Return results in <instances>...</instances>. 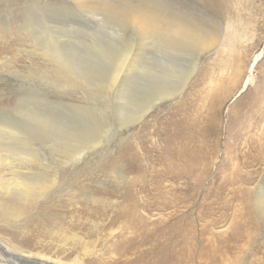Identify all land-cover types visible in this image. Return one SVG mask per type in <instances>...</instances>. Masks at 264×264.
Segmentation results:
<instances>
[{
	"label": "rangeland",
	"instance_id": "rangeland-1",
	"mask_svg": "<svg viewBox=\"0 0 264 264\" xmlns=\"http://www.w3.org/2000/svg\"><path fill=\"white\" fill-rule=\"evenodd\" d=\"M87 1L0 0V25L9 21L6 32L3 31L6 37L0 39V118L21 131L19 136L0 138V142L6 144L5 147L0 145V155L10 154L9 151L29 152L45 158L51 153H60L59 148L67 144L82 149L84 160L89 164L99 163L101 166L126 142L147 133L141 127L146 123L150 130L147 136L152 143L156 142L159 135L153 130L164 128L166 124L162 122L165 117L184 104L187 110H179L178 116L185 114L187 117L181 116L192 133L186 131L187 124H184V138L193 137V142L192 138L190 142L185 139L178 141L183 145L186 143V146L192 144L194 153L200 151L204 142L209 155L206 156L208 165L194 191L199 208L203 204L211 211L210 217L203 218V221L214 220L209 230L215 234L216 240L236 234L235 223L256 219L258 224L257 230L244 227L242 232L246 236L238 244L246 245L240 249H234L233 245L230 253L225 252L228 260L223 264L260 263L264 257V198L260 205L255 203V198L259 193L264 196V189L257 188L258 184L264 185V154L257 162L244 160L241 152L245 148L239 151L233 146L264 143V0H110L112 5L123 10L124 7L150 4L164 17L218 34L216 42L203 51L184 38H181V43L172 41L174 37L165 39L162 32L151 35L154 38L150 35L144 37L123 23L119 13L107 15L84 8L83 3ZM14 6L15 16L7 18L5 7ZM25 20H29L28 25H25ZM50 25L54 27L47 28ZM242 35L252 39L250 46H245L249 42L241 41ZM127 49L138 52L137 63L130 72L120 74L113 88H108L115 56ZM14 72L18 73L17 79ZM189 73L191 75L180 93L162 98L144 118L131 123L143 103L151 104L158 91L173 90ZM211 102L215 120L209 124L204 121L212 114L208 111ZM204 126L208 132L202 141L200 135ZM22 136H25L23 140ZM235 154L238 155L233 161L240 163V169L251 173V176H245L246 180L233 186L227 184L220 196L227 205L204 196L209 187L224 184L223 175L228 173L230 162L228 158ZM148 162L150 166H158V161ZM3 164L0 162V185L13 187L12 175ZM58 164L66 167L59 161ZM90 168L98 171L99 167L90 165ZM118 169L124 175L133 174ZM32 172L31 176L35 177L41 173ZM46 172L42 176H55L56 184L44 191L40 203L43 200L45 203H57V200L67 198L63 175L55 169ZM197 173L195 170L193 174ZM195 180L189 176L185 186ZM166 181L173 183L168 178ZM236 186L249 191L244 201V189L235 191ZM7 193L4 195L0 190V201L7 196H15L17 192L11 188ZM105 196L107 194H98V197ZM243 202L246 203L244 208ZM186 204L185 196L181 204L154 212L166 214L174 209L180 218L189 211ZM63 210L48 214V217L42 216V221L36 218L38 214L29 212L28 216L37 219L36 224L28 225L27 210L17 217L1 220L0 243L8 246L7 237L10 236L7 232L14 230L19 234L13 237L17 238L14 243L25 250L31 249L61 260L50 261L53 264L73 260L79 264H147L145 259L148 258L141 253L148 252L147 249L152 251L153 242L132 247L127 242L118 241L119 234L129 235L121 224L102 229L95 237L84 234L89 225H85L83 230L69 232L66 229L69 225L65 224L69 217ZM55 226L60 227L57 233H54ZM31 229L34 230L32 234ZM135 229V238L139 241L140 229ZM230 230L231 233L228 232ZM26 231L29 239L22 236Z\"/></svg>",
	"mask_w": 264,
	"mask_h": 264
},
{
	"label": "bare ground",
	"instance_id": "bare-ground-1",
	"mask_svg": "<svg viewBox=\"0 0 264 264\" xmlns=\"http://www.w3.org/2000/svg\"><path fill=\"white\" fill-rule=\"evenodd\" d=\"M76 2L80 3V0H76ZM112 4L110 0H89L83 3V5H85L84 8L98 10L100 14L101 12L107 13V15L110 13H119L120 20L123 23L129 24L132 29L134 28L138 34H142L144 37L147 35L149 37V35L151 36L157 33L160 34V32H162L163 34L161 35L165 36V39L167 36L170 38L174 37L172 41L178 40V42L181 43L183 42L181 38H184L183 40L190 41L196 48L202 51L211 47L218 38V34L210 33L199 27H192L176 22L169 17L162 16L154 7H151L150 4L135 7L127 5L126 7L129 6V8L124 7V10L118 9ZM14 9L15 6L14 8L5 7L7 18L15 16ZM50 9L52 8L50 7ZM22 13L26 15L27 11L26 13ZM25 22V25H28L29 20H25ZM8 23L9 21H6L5 25H0V39L6 37L3 31L6 32V24ZM52 27L54 26L50 25L47 28L50 29ZM244 36L245 35H242L241 41L245 43L249 42L245 44V46H250V41H252V39L244 38ZM130 48L131 47H129V49ZM132 50L133 49H127V51L122 54L118 53V57L115 56L114 68L111 72L108 88H113L115 84L118 83V77L121 76L120 74H122V72H130L136 65V55H138V52ZM138 51H140V49ZM252 67L253 64L250 68ZM13 75L16 78L18 73L14 72ZM66 75L68 76V74ZM190 75L191 73L183 77L180 84L173 88V90L170 88L168 90L158 91L152 99L151 104L143 103L141 109L132 118L131 123H135L144 118L155 104L163 100L162 98L172 97L180 93ZM124 76H126V74ZM209 105L210 108L208 111L212 114L210 117L208 116V119L204 122L210 124L211 121L215 120V111L212 102ZM186 108V105H180L170 113L169 117H165L162 122L166 124L164 128L160 131L153 130L159 135L156 142L152 143L150 137L147 136L150 130H148L149 124L146 123L141 127L143 131L147 130V133L139 135L137 140L126 142L118 149L116 155L101 166L99 163L89 164L84 160V151L82 149L67 144L65 145L66 147L59 148L60 153H51V156L45 158H40L37 154L29 152L11 153L9 151L8 153L10 154L0 155V162L4 163L3 165H5L10 175H12L11 180L14 183L13 187L0 185L1 193L7 195V190L11 188L15 189L17 192L15 196H11L13 198L7 196L0 201V221L17 217L23 210H27L25 216L28 225L29 223L36 224L35 221L37 219L40 221L44 220L42 216L48 217V214H53L59 209H64V213L69 217L67 222H65V224L67 223L69 225L66 227L69 232H73L76 229L83 230L85 225H89L87 232L84 234L89 237H95L99 234L100 230L109 229L116 224H121L122 228L126 229L125 232L129 235L125 236L124 233L119 234L117 237L118 241L127 242L132 247L134 245L141 246L142 244L153 242L154 245L151 247L152 251L147 249L148 252L141 253V256L148 258L145 259L147 264H223L228 260V254L225 255V252L230 253L233 245H235L234 249H240V247L246 245H239L246 236V234L242 232L244 227L255 228L257 230L258 224L256 219V221L248 219L245 222L235 223V227H233L237 230V233L235 232L236 234L226 235L224 239L220 236L221 240H216L215 234L213 235V233L210 232L211 230H209L214 220L203 221V218L208 219L210 217L211 211L203 207V204L199 208V203L195 201L197 195L194 194V191L195 188L199 186V182L197 181L202 178L200 175L204 173L208 162L206 156L209 157V155L204 142L199 149L200 151L194 153L192 144L186 146V143L183 145L179 143L181 141H178V139H185L187 142H190L192 138L193 142V137L184 138L186 136L183 132L184 128H186L184 124L187 123L181 117L183 115L178 116L179 110L183 112ZM189 116H191V114ZM183 117L185 119L187 118L185 114ZM187 128L186 131L192 133L188 124ZM201 129L203 134L200 135V138H202L203 141L204 136L207 137L206 132H208V128L204 126ZM139 132H141V128ZM19 135H21L20 130L14 129L0 118V138ZM24 137L25 136H22L21 139L23 140ZM149 143L151 144L149 145ZM0 145L2 147L6 146V144L2 142H0ZM236 145V147L233 146L236 150L241 151L240 149L245 148L241 152L244 160L252 159L257 162L259 156L264 154V143L261 142L247 144L244 145V147H239L238 144ZM203 152L207 154L204 155ZM237 155L238 154H235L233 157L229 156L228 158L230 162H228V173L223 175L224 184L209 187L208 191L203 194L204 196L212 197L215 200H221L222 197L220 196L226 186H233L238 181L246 180L245 176H251V173H247L240 169V163H235L233 161ZM154 160L158 161V166L155 164L150 166L148 161ZM58 161L66 165V167L63 166L62 168L61 165L58 164ZM199 162L202 163V166L199 165ZM69 163H71L70 167H68ZM51 165H53V167ZM90 165L99 167L98 171H101V173H98L94 168H90ZM118 168L125 169L133 174L124 175ZM48 169H55L58 171L59 175H63V186L65 185L64 190L67 198H61L57 200V203H45L44 200L40 203L44 191L47 192V190L51 189L56 184L55 176L51 174L42 176L43 173H47L46 171ZM34 170L41 173L38 174L37 177H35L36 175L31 176ZM195 170H198L196 175L193 174ZM52 174H54V170ZM189 176L192 180H196L191 183L187 182L185 186V181L189 179ZM240 176L242 178H240ZM167 178L173 183H168V181H166ZM257 188L264 189V185L258 184ZM243 189L244 187L236 186L235 191H241ZM62 190L63 189H61V192ZM246 191L247 189L243 190V196L246 193L243 201L249 193V191ZM98 194H107V196L98 197ZM185 196L187 199V204L185 206L189 211L182 217L179 216L180 218H178L174 209L173 212H168L166 214L154 212V210L157 209H165L172 205L177 206V204H181ZM235 196H238V194H235ZM262 198H264V196L259 193L258 197L255 198V203H259L260 205ZM222 204L227 205V203H223V201ZM245 205L246 203L243 202V208ZM29 212L32 215L34 213L38 214L36 216L37 219L33 220L28 216L27 214ZM241 218L242 213L239 221ZM53 220L54 218H51V221ZM199 220L200 223L198 224ZM135 228H137V230L140 229L139 241L135 238V234H137ZM55 229L54 233H57L60 227L55 226ZM29 231L31 234L34 232L33 229ZM1 232L3 235L6 234L4 230H1ZM228 232L231 233V230ZM7 233L10 236L7 237L5 235L8 239L9 247L6 246L5 243V245L0 243V264H51L52 262L50 261H61L53 259L44 253L33 252L31 249L25 250L24 247L22 248L14 243L17 241V238L14 239L13 237L19 235L18 231L10 230ZM22 236L25 239H29L28 231ZM144 246L145 245H143V247ZM32 256L43 260L33 259ZM63 264L79 263L77 260H73L72 262L65 261ZM257 264H264V257L262 261Z\"/></svg>",
	"mask_w": 264,
	"mask_h": 264
}]
</instances>
